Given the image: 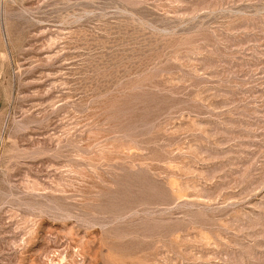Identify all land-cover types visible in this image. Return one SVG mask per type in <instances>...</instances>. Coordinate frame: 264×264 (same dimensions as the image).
<instances>
[{
  "label": "rangeland",
  "instance_id": "rangeland-1",
  "mask_svg": "<svg viewBox=\"0 0 264 264\" xmlns=\"http://www.w3.org/2000/svg\"><path fill=\"white\" fill-rule=\"evenodd\" d=\"M0 264H264V0H0Z\"/></svg>",
  "mask_w": 264,
  "mask_h": 264
}]
</instances>
